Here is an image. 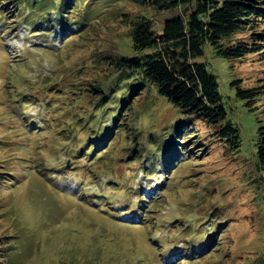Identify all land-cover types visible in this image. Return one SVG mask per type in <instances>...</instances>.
Instances as JSON below:
<instances>
[{
  "label": "rangeland",
  "instance_id": "rangeland-1",
  "mask_svg": "<svg viewBox=\"0 0 264 264\" xmlns=\"http://www.w3.org/2000/svg\"><path fill=\"white\" fill-rule=\"evenodd\" d=\"M98 2L82 1L77 16L90 11L89 21L70 36L21 6L0 18V167L10 180L0 188V264H264V188L254 167L264 95L250 111L232 86L264 80V55L228 60L207 44L200 58L241 129L240 153L200 122L206 141L186 143L167 169L150 136L161 138L176 115L155 88L134 98L119 133L90 149L94 129L101 139L112 116L101 125L80 116L97 111L98 90L118 77L131 21L150 16L160 29L172 15L136 0Z\"/></svg>",
  "mask_w": 264,
  "mask_h": 264
},
{
  "label": "trees",
  "instance_id": "trees-1",
  "mask_svg": "<svg viewBox=\"0 0 264 264\" xmlns=\"http://www.w3.org/2000/svg\"><path fill=\"white\" fill-rule=\"evenodd\" d=\"M82 1L0 0V18H5L21 6L30 10L31 17L37 18L41 27L45 22H50V25L55 22L61 25L63 33L70 36L89 21L90 11L77 16L82 11L78 7ZM93 1L100 3L99 0ZM136 1L157 13L172 15L165 18L160 29L154 27L155 18L150 16H135L131 21L129 35L132 50L115 60L118 77L98 90L94 104L97 111L89 114L83 111V116H80L87 115V124L96 125L106 124V117L112 116L111 126L107 127V133L101 139L98 137L101 127L92 130L96 137L91 139L90 149L107 143L108 138L116 135V129L119 133L125 125L121 122L122 118H125L134 98L155 88L176 115L172 123L165 127L161 138L153 133L150 136L151 143H162L163 147L158 152L164 151L162 163L167 169L176 163L186 143H192L193 147L206 141L207 137L202 136L198 127L200 122L209 127L208 134L222 143L225 149L240 153L243 149L241 129L229 116L226 98L216 74L200 58L207 44L212 46L218 57L228 60L241 59L250 54L264 55V0ZM53 11L56 16L52 17ZM17 13H21V9ZM232 86L236 88L237 99L254 111V102L264 95V80H260L256 86L245 88L241 80L236 79L232 81ZM54 93H57V89ZM138 143L137 149L140 148ZM191 146L187 147L192 149ZM254 146L255 183L264 188L263 123L259 125ZM141 148H144L143 144ZM137 149L131 150L136 160L143 157V153ZM152 154L156 160L149 162V165L155 169L157 150ZM7 169L0 167V188L10 183L6 177Z\"/></svg>",
  "mask_w": 264,
  "mask_h": 264
}]
</instances>
